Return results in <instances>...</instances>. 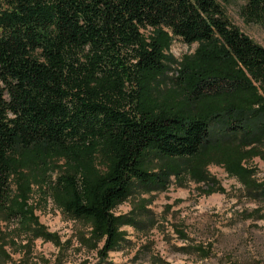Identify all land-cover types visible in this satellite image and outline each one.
I'll list each match as a JSON object with an SVG mask.
<instances>
[{
  "label": "trees",
  "instance_id": "obj_1",
  "mask_svg": "<svg viewBox=\"0 0 264 264\" xmlns=\"http://www.w3.org/2000/svg\"><path fill=\"white\" fill-rule=\"evenodd\" d=\"M223 1L0 0V208L11 201L18 148L60 150L75 165L101 154L108 174L60 175L55 185L67 213L93 222L107 256L129 223L116 205L139 184L168 182L144 168L147 153L191 159L231 140L264 144V45L230 20ZM241 13L264 26V0H247ZM171 38L200 43L214 66L182 71L192 101L242 97L245 105L194 114L148 108L144 78L164 71ZM236 172L264 201V182Z\"/></svg>",
  "mask_w": 264,
  "mask_h": 264
},
{
  "label": "rangeland",
  "instance_id": "obj_2",
  "mask_svg": "<svg viewBox=\"0 0 264 264\" xmlns=\"http://www.w3.org/2000/svg\"><path fill=\"white\" fill-rule=\"evenodd\" d=\"M246 1L222 4L235 25L264 45V26L242 16ZM143 31L148 40L155 36L152 29ZM201 48L200 43L171 38L164 50V71L144 78L148 108L194 114L245 105L242 97L191 100L182 71L214 68L201 58ZM258 93L264 96V89ZM110 167L101 154L75 165L60 150L18 148L11 201L0 208V264H264V201L252 195L236 172L241 168L253 182H264V144L231 140L191 159L147 153L144 168L168 182L139 184L116 205L115 214L129 223L119 228L118 248L102 256L104 238L96 235L91 220L65 211V196L55 182L75 172L103 176Z\"/></svg>",
  "mask_w": 264,
  "mask_h": 264
}]
</instances>
